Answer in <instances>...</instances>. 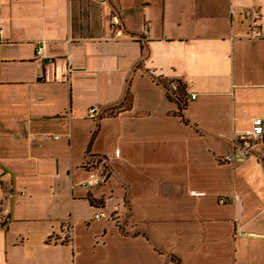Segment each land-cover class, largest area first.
<instances>
[{
	"label": "crops",
	"instance_id": "0c3cea01",
	"mask_svg": "<svg viewBox=\"0 0 264 264\" xmlns=\"http://www.w3.org/2000/svg\"><path fill=\"white\" fill-rule=\"evenodd\" d=\"M257 119L264 0H0V264H264Z\"/></svg>",
	"mask_w": 264,
	"mask_h": 264
},
{
	"label": "built area",
	"instance_id": "2783aa9c",
	"mask_svg": "<svg viewBox=\"0 0 264 264\" xmlns=\"http://www.w3.org/2000/svg\"><path fill=\"white\" fill-rule=\"evenodd\" d=\"M112 26L116 29V35L122 34L124 32V29L122 27V19L119 14H114L111 19ZM3 25L1 24V28ZM149 33V28L147 27L144 30V34ZM250 36L256 37L260 36V31L254 27L251 32ZM37 52L39 54L44 53V45L40 44L38 45ZM197 95L193 93V97L195 98ZM99 106H91L89 108V113L92 116H95L100 111ZM46 138H50L53 135L52 134H46ZM53 137L59 138V135H54ZM251 139L254 140H264V121L262 119H257L251 129L244 130L239 133V139L235 142L234 149L227 153L223 160L225 162H234L238 159L246 158L249 155L250 146H252ZM116 156H120L119 152L115 153ZM93 169L92 173L85 179H83L80 183V186L88 189L93 190L98 187H101L104 185L112 174V166L108 162V159L106 158H100L99 160L92 163ZM222 203H226L228 201L227 197H223L220 199ZM10 206H3L0 208V217H2L4 220L8 215L10 214ZM102 218H114V216H109L108 212L105 209H99L94 214V219H102Z\"/></svg>",
	"mask_w": 264,
	"mask_h": 264
},
{
	"label": "trees",
	"instance_id": "16d2710c",
	"mask_svg": "<svg viewBox=\"0 0 264 264\" xmlns=\"http://www.w3.org/2000/svg\"><path fill=\"white\" fill-rule=\"evenodd\" d=\"M181 88V85H178L177 89H175L174 91H177L179 92V89Z\"/></svg>",
	"mask_w": 264,
	"mask_h": 264
}]
</instances>
